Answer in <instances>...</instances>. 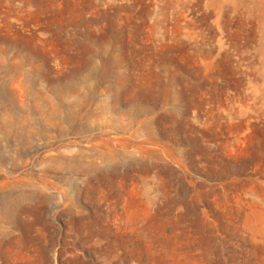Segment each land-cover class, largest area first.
<instances>
[{
	"label": "rangeland",
	"instance_id": "374dc122",
	"mask_svg": "<svg viewBox=\"0 0 264 264\" xmlns=\"http://www.w3.org/2000/svg\"><path fill=\"white\" fill-rule=\"evenodd\" d=\"M0 264H264V0H0Z\"/></svg>",
	"mask_w": 264,
	"mask_h": 264
}]
</instances>
